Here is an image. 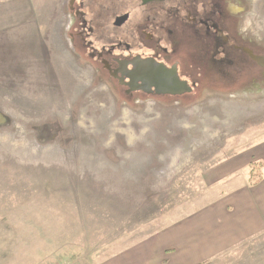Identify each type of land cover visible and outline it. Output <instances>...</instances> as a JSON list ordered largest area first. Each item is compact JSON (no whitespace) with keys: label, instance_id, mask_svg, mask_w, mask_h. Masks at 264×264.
I'll use <instances>...</instances> for the list:
<instances>
[{"label":"rangeland","instance_id":"obj_1","mask_svg":"<svg viewBox=\"0 0 264 264\" xmlns=\"http://www.w3.org/2000/svg\"><path fill=\"white\" fill-rule=\"evenodd\" d=\"M67 2L0 0V264H110L208 204L203 170L264 136V57L244 53L264 56V0H227L245 51L162 111L78 58ZM204 264H264V232Z\"/></svg>","mask_w":264,"mask_h":264},{"label":"flooded vegetation","instance_id":"obj_2","mask_svg":"<svg viewBox=\"0 0 264 264\" xmlns=\"http://www.w3.org/2000/svg\"><path fill=\"white\" fill-rule=\"evenodd\" d=\"M66 10L73 17L78 58L96 61L97 71L117 78L125 94L137 90L141 106L153 104L157 111L164 99L175 106L194 93L200 79L211 77L213 64L246 49V31L239 33L227 0H68ZM244 53L257 64L263 61L258 49ZM197 64L203 74H197ZM191 65L195 73L188 72ZM140 69L144 78L137 75Z\"/></svg>","mask_w":264,"mask_h":264},{"label":"crops","instance_id":"obj_3","mask_svg":"<svg viewBox=\"0 0 264 264\" xmlns=\"http://www.w3.org/2000/svg\"><path fill=\"white\" fill-rule=\"evenodd\" d=\"M176 151L181 165L191 161L190 152ZM219 157L202 174L215 193L208 204L188 216L157 221L160 226L110 264H204L263 233L264 136ZM252 163L262 164L256 184L250 183Z\"/></svg>","mask_w":264,"mask_h":264},{"label":"trees","instance_id":"obj_4","mask_svg":"<svg viewBox=\"0 0 264 264\" xmlns=\"http://www.w3.org/2000/svg\"><path fill=\"white\" fill-rule=\"evenodd\" d=\"M260 163H252L250 166V183L256 184L261 179V173H258L257 170L261 167Z\"/></svg>","mask_w":264,"mask_h":264},{"label":"water","instance_id":"obj_5","mask_svg":"<svg viewBox=\"0 0 264 264\" xmlns=\"http://www.w3.org/2000/svg\"><path fill=\"white\" fill-rule=\"evenodd\" d=\"M149 74V73H148ZM137 75H138V77H142V78H144V75H145V73L143 72V71H141V69L137 72ZM158 80H160V79H158Z\"/></svg>","mask_w":264,"mask_h":264}]
</instances>
